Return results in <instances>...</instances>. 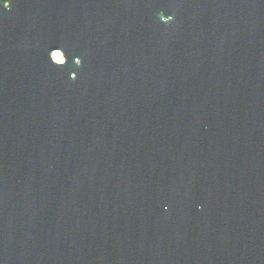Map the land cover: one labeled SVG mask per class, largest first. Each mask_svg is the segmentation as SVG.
Instances as JSON below:
<instances>
[{
  "label": "water",
  "instance_id": "95a60500",
  "mask_svg": "<svg viewBox=\"0 0 264 264\" xmlns=\"http://www.w3.org/2000/svg\"><path fill=\"white\" fill-rule=\"evenodd\" d=\"M0 264H264V0H0Z\"/></svg>",
  "mask_w": 264,
  "mask_h": 264
},
{
  "label": "rangeland",
  "instance_id": "374dc122",
  "mask_svg": "<svg viewBox=\"0 0 264 264\" xmlns=\"http://www.w3.org/2000/svg\"><path fill=\"white\" fill-rule=\"evenodd\" d=\"M58 56H59V57H62V58H61V60L63 59V56H62V54H61V53H60ZM58 59H59V58H58ZM59 60H60V59H59Z\"/></svg>",
  "mask_w": 264,
  "mask_h": 264
},
{
  "label": "bare ground",
  "instance_id": "6f19581e",
  "mask_svg": "<svg viewBox=\"0 0 264 264\" xmlns=\"http://www.w3.org/2000/svg\"><path fill=\"white\" fill-rule=\"evenodd\" d=\"M60 59L62 58V57H59Z\"/></svg>",
  "mask_w": 264,
  "mask_h": 264
}]
</instances>
